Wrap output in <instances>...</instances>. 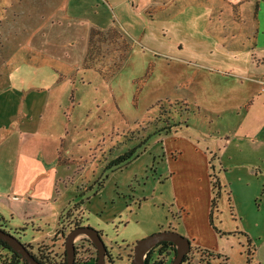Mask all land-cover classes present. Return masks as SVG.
I'll use <instances>...</instances> for the list:
<instances>
[{
  "label": "rangeland",
  "instance_id": "obj_1",
  "mask_svg": "<svg viewBox=\"0 0 264 264\" xmlns=\"http://www.w3.org/2000/svg\"><path fill=\"white\" fill-rule=\"evenodd\" d=\"M158 1L161 0H135L137 5L153 4L152 11L145 14L151 26L145 29L141 45L134 44L130 49L132 39L123 31L109 38L94 34L98 42L89 45L85 67L71 71L63 82L70 88L66 148L78 163L84 162L80 167H70V179L74 181L70 196L88 200L85 211L91 221L98 216L108 220L120 211L127 228L119 229L118 234L125 231L124 238L163 218L173 223L179 235L186 224L195 237V250H190L187 264H264V189L259 192L255 178L243 167L221 162L216 147L221 148L224 142L231 115L222 109L227 107L226 96L221 98L206 88L225 82L217 70L229 65L217 58L220 49L216 43L210 45L218 48L217 54L207 58H195L179 49V41L186 46L191 41L183 31L200 34L205 22L181 27L179 16L174 15L177 6L185 1L171 0L168 13L154 7ZM125 2L131 5L133 1ZM168 15L173 16L162 19ZM160 42L166 44L163 50ZM158 48L169 56L172 53L168 51L174 49L175 56L185 63L161 55ZM13 50L6 41L3 51L8 55ZM24 51L28 50L21 52ZM245 62L239 58L231 64L242 68ZM249 62L255 64L254 59ZM23 70L15 68L7 82L26 91L43 84V80ZM26 96L30 99L33 94ZM165 134L172 138L163 142ZM179 138L193 142L199 151ZM207 145H214L215 151L210 147L207 150ZM124 154L133 156L117 168L111 165ZM210 176L219 181L220 187L214 191ZM215 192L218 198L211 208ZM69 208V220L78 210L76 217L83 215L81 206L76 212ZM208 215L212 217L211 224ZM242 235H247L251 245ZM103 243L110 248L109 238ZM257 247H261L259 258ZM253 248L256 252L250 259L247 251ZM163 254L159 259L162 264L166 262Z\"/></svg>",
  "mask_w": 264,
  "mask_h": 264
},
{
  "label": "crops",
  "instance_id": "obj_2",
  "mask_svg": "<svg viewBox=\"0 0 264 264\" xmlns=\"http://www.w3.org/2000/svg\"><path fill=\"white\" fill-rule=\"evenodd\" d=\"M183 2L177 6L174 15L179 16L181 27L199 21H204L206 26L200 34L198 31H183L191 36V41L189 46L179 41V49H184L185 53L195 58H207L217 54L215 50L218 48L210 45L211 42L216 43L220 49V57L217 58L226 60L229 65L217 70L218 76L226 81L206 88L211 93H219L221 98L226 96L227 107L222 106V109L226 108L225 111L231 115L226 122L228 129L224 142L221 148L216 146L219 160L229 166L246 169V173L255 178V186L262 193L264 0ZM171 4V0H161L154 7L166 12ZM151 5L152 2L137 5L135 0L131 5L125 0H0V217L6 230L14 234L21 244L29 246L33 253L40 246H47L53 253L62 252L64 240L59 233V219L73 202L82 203L84 224L100 232L102 241L109 238L111 246L105 247L111 264H132L133 247L140 239L163 231L180 233L173 223L169 224L168 219L163 218L148 229L124 238L125 231L118 234L119 229L127 228L120 211L111 214L108 220L98 216L91 221L85 211L88 200L78 201L76 196H70L74 184L70 179V167H80L84 162L79 160L81 163H78L77 157L66 148L69 123L66 102L70 97V88L63 82L69 79L71 71L85 67L89 45L98 42L94 41V34L109 38V35L123 34V31L128 39H132L130 49L134 44L141 45L145 29L151 26V20L149 23L145 18V14L152 11ZM7 13L13 14L10 16ZM6 41L14 49L8 55L3 51ZM160 43L157 44L163 50L166 44ZM22 49L28 51L22 53ZM161 50V55L185 63V60L175 56L174 49L168 51L171 56ZM239 58L246 60L242 68L237 67V63L231 64L232 60ZM252 59L255 64L249 62ZM15 68L19 71L24 69L36 80H43V84L26 91L9 83L10 80L7 82ZM29 92L33 97L27 99ZM170 138L171 135L165 134L162 141ZM179 139L186 141L192 150L199 151L193 142ZM209 147L215 151L214 145H207V150ZM184 228L181 234L189 240L190 250H195L193 229L187 228L186 224ZM242 237L246 243L247 239L250 241L247 235ZM81 240L88 239L81 235L75 243ZM261 247H257L258 258ZM151 250L152 259L159 261L161 254L157 249ZM166 252L163 254L166 256L164 264L171 259L169 250ZM255 252L254 248L251 249L250 259ZM0 254L5 252L0 250ZM81 264L96 262L89 260Z\"/></svg>",
  "mask_w": 264,
  "mask_h": 264
},
{
  "label": "trees",
  "instance_id": "obj_3",
  "mask_svg": "<svg viewBox=\"0 0 264 264\" xmlns=\"http://www.w3.org/2000/svg\"><path fill=\"white\" fill-rule=\"evenodd\" d=\"M133 154H124L123 156L119 157L117 160L113 161L111 163L112 166L118 167L121 164H124L128 161H130L131 157ZM213 180H211V186L212 190L214 191L215 189H218L220 187L218 179L214 176H210ZM102 186L99 185L98 188H101ZM216 198H218V194L215 192L214 197L211 200V208H214L216 206ZM82 205L81 202L78 203H71L70 206L72 208V212H76L80 206ZM68 211H70V208L60 216L59 219V233L61 234L63 240L65 236L73 229L80 228V227H87L84 224V221L82 219V214L81 217L78 215V218L76 217L77 214H79L78 210L76 212V215L72 219H68ZM209 221L210 224L212 223V217L211 215L209 216ZM0 230L9 233V231L6 230L5 223L3 219L0 217ZM100 235L101 233L98 232ZM13 237H15L14 234H10ZM245 236V235H244ZM16 238V237H15ZM18 240V239H17ZM247 244L250 245V241L247 239ZM24 247L29 251V253L40 263V264H65V251L64 248L62 249V252L60 254L58 253H53L50 251V248L47 246H40L36 249V252L33 253L32 249L24 245ZM154 249L158 250V254H163L164 251L169 250V254L171 256V261L172 262L174 253H175V247L168 242H163L157 245ZM0 250L4 251L5 254L2 255L0 254V264H26L21 257L13 252L7 245V243L3 242L0 240ZM74 250H75V261L74 264H81V263H86L89 260H92L96 262V249L94 248L93 244L89 240H81L77 243L74 244ZM205 253V251H204ZM152 254L153 250H150L144 259V264H162L161 261L158 260H153L152 259ZM168 254V255H169ZM247 256L250 257V252L247 251ZM105 259L107 260V264H111L109 255H105ZM186 256L183 259V264H185ZM248 261L250 259L248 258Z\"/></svg>",
  "mask_w": 264,
  "mask_h": 264
},
{
  "label": "water",
  "instance_id": "obj_4",
  "mask_svg": "<svg viewBox=\"0 0 264 264\" xmlns=\"http://www.w3.org/2000/svg\"><path fill=\"white\" fill-rule=\"evenodd\" d=\"M81 235L86 236L96 249V264H105V255L107 254L106 247L100 234L88 226L73 229L66 235L63 245L65 251V264H74V243ZM0 240L7 243L8 247L18 254L26 264H40L24 245L12 235L0 230ZM163 242L171 243L175 247V253L171 264H183L184 257L190 252V243L187 239L173 231L155 233L138 240L133 247L132 264H144L146 254Z\"/></svg>",
  "mask_w": 264,
  "mask_h": 264
},
{
  "label": "flooded vegetation",
  "instance_id": "obj_5",
  "mask_svg": "<svg viewBox=\"0 0 264 264\" xmlns=\"http://www.w3.org/2000/svg\"><path fill=\"white\" fill-rule=\"evenodd\" d=\"M187 258H189V259L191 258V257H189V254H187V255H186L185 264H187V263H188V261H187Z\"/></svg>",
  "mask_w": 264,
  "mask_h": 264
},
{
  "label": "built area",
  "instance_id": "obj_6",
  "mask_svg": "<svg viewBox=\"0 0 264 264\" xmlns=\"http://www.w3.org/2000/svg\"><path fill=\"white\" fill-rule=\"evenodd\" d=\"M127 1H130V2H132L133 0H127Z\"/></svg>",
  "mask_w": 264,
  "mask_h": 264
}]
</instances>
